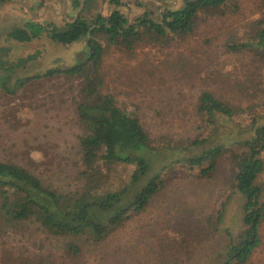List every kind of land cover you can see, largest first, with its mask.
<instances>
[{"label":"rangeland","instance_id":"obj_1","mask_svg":"<svg viewBox=\"0 0 264 264\" xmlns=\"http://www.w3.org/2000/svg\"><path fill=\"white\" fill-rule=\"evenodd\" d=\"M164 1L173 8L179 4V0ZM124 3L132 18L141 13L132 1ZM3 5L0 61L5 70L0 68V161L20 165L30 162V168L46 184L64 188V175L59 178L54 172L66 167L69 178L74 177L69 174L71 165L79 163L77 135L81 130L74 106L80 99L81 82L61 76L31 80L22 87L18 82L83 61V43L62 48L45 33L26 43L8 39L7 35L29 21L63 30V21L74 16L71 0H24ZM157 6L161 8V3ZM92 7L84 14H92ZM194 22L188 36L154 37L152 42L138 44L132 52L110 49L100 69L102 94H111L121 110L137 118L150 137L146 149L161 148L163 153L159 155L170 162L159 173L160 188L145 212L120 227L108 226L99 241L88 234L55 237L32 221L14 224L0 217V264L225 261L228 248L243 229L244 198L231 193L227 181L235 171L231 153L241 148L230 147V155L220 159L214 177L203 173L207 164L190 167L175 159L197 155L203 147L190 155L183 150L190 149L195 140L207 139V122L198 119L196 112L202 93H210L238 111L232 119H223L226 125L219 132H226V136L214 135L210 145L239 138L240 130L264 115V0H227L218 9L198 14ZM4 86H14L13 94L5 92ZM202 146L207 149V143ZM260 158L264 164V152ZM132 170L117 165L114 171L105 172L103 189H120L129 181ZM255 184L264 186V167ZM262 194L264 199V190ZM225 202L224 214L216 223V211ZM260 234L261 246L247 264H264V225Z\"/></svg>","mask_w":264,"mask_h":264},{"label":"trees","instance_id":"obj_2","mask_svg":"<svg viewBox=\"0 0 264 264\" xmlns=\"http://www.w3.org/2000/svg\"><path fill=\"white\" fill-rule=\"evenodd\" d=\"M22 1L0 0V5ZM126 1H132L141 13L132 18L130 8L124 3ZM226 1L179 0L173 8L164 0L150 3H143V0H71L70 11L74 16L63 21V30L52 24L29 21L22 28L9 32L7 38L19 43L31 42L43 33L48 34L51 42L61 46L83 43V61H75L64 69H48L18 82L22 87L31 80L60 76L80 81V99L75 103L74 114L81 133L77 135L79 163L72 164L69 173L74 177L69 178L66 167L54 172L59 178L64 175V188L54 189L46 184L30 168V162L20 165L0 161L1 219L14 224L32 221L55 237L77 238L88 234L99 241L108 226L120 227L125 221L143 214L160 188L159 173L170 162H165V157L159 155L163 151L161 148L147 150L150 137L140 121L121 110L111 94H102L104 80L100 69L103 59L110 49L132 52L138 44L152 42L154 37L188 36L194 29L198 14L218 9ZM159 3L161 8L157 6ZM90 6L95 11L85 15ZM3 64L0 61V68L5 70ZM8 69L13 71L11 67ZM13 87L4 86L3 90L12 95ZM196 112L198 119L207 122V139L195 140L190 149L183 150L190 155L194 149L203 147L197 155L176 158L175 161L182 160L190 167L207 164L203 173L214 177L219 172L220 159L230 155V147L241 148L240 152L231 153L235 171L227 181L231 184V193L244 198L243 229L237 241L228 248L222 264H247L262 243L260 228L264 225V186L256 185L255 180L264 167L260 158L264 152V115L256 117L240 130L239 138L210 145L214 135L226 136V132H219V128L226 125L223 119H232L238 111L212 94L202 93L198 97ZM205 143L206 150L202 146ZM64 162L69 167L67 159ZM117 165L133 169L129 181L120 189H103L101 180L105 172L114 171ZM227 203L216 211V223L221 220ZM212 220L211 215L208 216V221Z\"/></svg>","mask_w":264,"mask_h":264},{"label":"flooded vegetation","instance_id":"obj_3","mask_svg":"<svg viewBox=\"0 0 264 264\" xmlns=\"http://www.w3.org/2000/svg\"><path fill=\"white\" fill-rule=\"evenodd\" d=\"M78 43H80V42H78ZM73 44H76V43H73ZM73 44L68 45V46H66V47H67V48H68V47H72ZM65 57H67V56H64V58H65ZM76 57H77V53H75V60H76ZM64 62H65V61H64ZM66 62H67V60H66ZM11 72H12V71H11Z\"/></svg>","mask_w":264,"mask_h":264},{"label":"crops","instance_id":"obj_4","mask_svg":"<svg viewBox=\"0 0 264 264\" xmlns=\"http://www.w3.org/2000/svg\"><path fill=\"white\" fill-rule=\"evenodd\" d=\"M16 3H21V2H15V3H11L12 5L14 4V5H16ZM6 5H8V4H6ZM2 6H4V5H2ZM56 46H58V45H56ZM58 47H66V46H61V45H59Z\"/></svg>","mask_w":264,"mask_h":264},{"label":"water","instance_id":"obj_5","mask_svg":"<svg viewBox=\"0 0 264 264\" xmlns=\"http://www.w3.org/2000/svg\"><path fill=\"white\" fill-rule=\"evenodd\" d=\"M87 38H89V34L87 35Z\"/></svg>","mask_w":264,"mask_h":264}]
</instances>
